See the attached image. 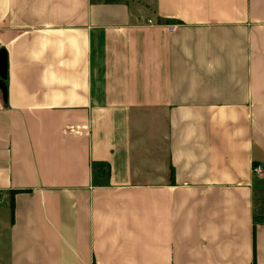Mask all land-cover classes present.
Returning <instances> with one entry per match:
<instances>
[{
  "label": "crops",
  "instance_id": "0c3cea01",
  "mask_svg": "<svg viewBox=\"0 0 264 264\" xmlns=\"http://www.w3.org/2000/svg\"><path fill=\"white\" fill-rule=\"evenodd\" d=\"M0 50V264H264V0H0Z\"/></svg>",
  "mask_w": 264,
  "mask_h": 264
},
{
  "label": "water",
  "instance_id": "95a60500",
  "mask_svg": "<svg viewBox=\"0 0 264 264\" xmlns=\"http://www.w3.org/2000/svg\"><path fill=\"white\" fill-rule=\"evenodd\" d=\"M6 80V59H5V52L0 50V90L3 93V98L5 99V88L3 83Z\"/></svg>",
  "mask_w": 264,
  "mask_h": 264
},
{
  "label": "built area",
  "instance_id": "2783aa9c",
  "mask_svg": "<svg viewBox=\"0 0 264 264\" xmlns=\"http://www.w3.org/2000/svg\"><path fill=\"white\" fill-rule=\"evenodd\" d=\"M252 172L255 176H260L264 174V171L261 166H254Z\"/></svg>",
  "mask_w": 264,
  "mask_h": 264
},
{
  "label": "trees",
  "instance_id": "16d2710c",
  "mask_svg": "<svg viewBox=\"0 0 264 264\" xmlns=\"http://www.w3.org/2000/svg\"><path fill=\"white\" fill-rule=\"evenodd\" d=\"M11 212H12V216H13V206H12V204H11ZM254 229H253V239H254Z\"/></svg>",
  "mask_w": 264,
  "mask_h": 264
},
{
  "label": "rangeland",
  "instance_id": "374dc122",
  "mask_svg": "<svg viewBox=\"0 0 264 264\" xmlns=\"http://www.w3.org/2000/svg\"><path fill=\"white\" fill-rule=\"evenodd\" d=\"M1 96H3V93H2V91L0 90V97H1Z\"/></svg>",
  "mask_w": 264,
  "mask_h": 264
}]
</instances>
